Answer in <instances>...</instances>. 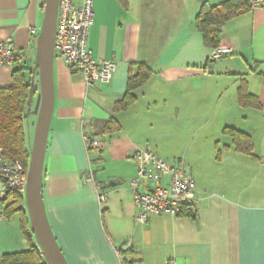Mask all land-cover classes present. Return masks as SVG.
Instances as JSON below:
<instances>
[{"label":"crops","instance_id":"obj_1","mask_svg":"<svg viewBox=\"0 0 264 264\" xmlns=\"http://www.w3.org/2000/svg\"><path fill=\"white\" fill-rule=\"evenodd\" d=\"M45 1L0 0V42L13 43L27 78ZM91 1L88 48L97 60L117 62L111 81L87 83L56 53L52 62L41 197L65 262L119 264L121 255L128 264H264V0L222 26L219 45L232 52L215 60L194 19L203 3L225 0ZM140 64L152 73L117 111ZM14 67L0 64V88L11 85ZM241 82L258 108L239 104ZM33 86L29 110L40 96L38 69ZM109 121L117 128L107 129ZM225 127L249 136L251 155L236 148ZM23 130L26 140L24 122ZM83 135L100 147L87 152ZM143 148L188 167L195 204L186 215L135 220L128 181L136 173L131 155ZM10 201H0V258L26 250L27 238L39 252L25 200L6 216Z\"/></svg>","mask_w":264,"mask_h":264},{"label":"built area","instance_id":"obj_2","mask_svg":"<svg viewBox=\"0 0 264 264\" xmlns=\"http://www.w3.org/2000/svg\"><path fill=\"white\" fill-rule=\"evenodd\" d=\"M261 0H250L251 9ZM91 0H58L54 32V53L69 69L79 71L87 83H109L117 67L114 59L97 60L88 48V33L93 23ZM231 48L219 45L210 54L212 60L231 53ZM16 59L15 47L9 40L0 42V64L11 66ZM85 150L100 147L99 141L83 135ZM1 153V150H0ZM136 173L128 181L133 190L137 208L135 220L145 222L151 215L168 213L181 215L195 204L194 183L188 167L182 160L168 161L158 157L151 149H136L131 155ZM28 168L18 162H8L0 156V199L17 196L25 200ZM88 179L93 180L89 168ZM97 191L99 203L104 195ZM0 215V218H3ZM41 258L43 255L39 251ZM119 264H128L119 255Z\"/></svg>","mask_w":264,"mask_h":264},{"label":"trees","instance_id":"obj_3","mask_svg":"<svg viewBox=\"0 0 264 264\" xmlns=\"http://www.w3.org/2000/svg\"><path fill=\"white\" fill-rule=\"evenodd\" d=\"M250 9V0H225L216 5L203 3L195 16L194 25L201 34L205 46L211 49L219 46L222 26L229 19ZM14 64L11 85L0 88V156L8 162H18L28 168L30 154L26 149L23 119L27 111L30 77L25 76L24 68L15 61ZM151 73L150 68L140 64L135 74H129L127 89L122 101L116 106L117 111L126 109L135 100L133 92L147 81ZM237 97L241 106L259 107L257 98L247 92L244 82H241L237 89ZM111 125L112 128H117L115 121H109L106 128H110ZM222 132L232 138L239 151L251 155V142L248 135L227 127L223 128ZM10 198L11 201L4 209L6 216L18 212L23 202L17 196ZM189 210L190 208L183 215H186ZM27 241L29 245L26 250L3 255L0 258V264H42L38 250L30 243L29 238Z\"/></svg>","mask_w":264,"mask_h":264},{"label":"water","instance_id":"obj_4","mask_svg":"<svg viewBox=\"0 0 264 264\" xmlns=\"http://www.w3.org/2000/svg\"><path fill=\"white\" fill-rule=\"evenodd\" d=\"M57 3L58 0L45 1L44 21L37 41L38 54L30 71V88L27 100L28 112L32 97L33 77L38 69L40 96L33 110V113L37 114V120L28 162L25 203L33 234L44 258V264H67L47 222L41 197L43 160L53 105L52 62Z\"/></svg>","mask_w":264,"mask_h":264},{"label":"rangeland","instance_id":"obj_5","mask_svg":"<svg viewBox=\"0 0 264 264\" xmlns=\"http://www.w3.org/2000/svg\"><path fill=\"white\" fill-rule=\"evenodd\" d=\"M34 100H35V95L32 98L33 103H34ZM33 110H34V106H31V109L28 111V114L27 113L25 114L24 120H23L24 127L27 133L26 140H25L26 149L29 152V154L31 153V149H32L35 125H36V120H37V114H34Z\"/></svg>","mask_w":264,"mask_h":264}]
</instances>
